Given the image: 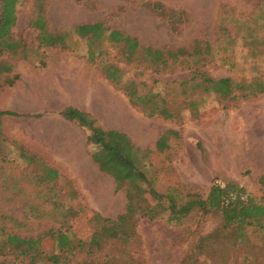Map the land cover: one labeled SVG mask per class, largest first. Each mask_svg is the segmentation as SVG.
Segmentation results:
<instances>
[{
	"label": "rangeland",
	"instance_id": "rangeland-1",
	"mask_svg": "<svg viewBox=\"0 0 264 264\" xmlns=\"http://www.w3.org/2000/svg\"><path fill=\"white\" fill-rule=\"evenodd\" d=\"M38 6L37 0H19L12 28L19 48L15 55H0V63L59 54L86 59L117 90L123 92L133 82L139 96L170 112L173 118L169 120L147 119L144 111L142 121L135 118L127 123L132 143L152 151L141 168L159 194L177 187L206 197L212 181L235 182L259 194L256 179L264 171V93L250 90L264 87V0H45L41 8L48 31L67 36L62 50L39 45L32 27ZM96 22L136 38L141 47L180 48L186 56L182 64L165 70L140 50L127 60L121 44L114 45L106 37L82 38L73 30ZM191 62L214 80L230 79L228 97L184 84L191 78L186 65ZM8 121H4L0 141V233L37 238L51 229H67L75 244L78 239L89 242L93 234L86 226V215H78L79 221L78 216L65 217L68 209L82 202L88 210L110 219L125 212V191H116L104 173L43 179L41 171L48 166L21 157L23 119ZM167 129L175 130L176 136L169 141L170 150L158 155L153 142ZM89 151L94 152V147ZM76 188L87 190L90 206ZM217 223L218 217L203 218L197 213L179 225L169 223L166 214L155 220L141 219L129 241L121 235L101 240L94 260L78 253L73 264H217V258L209 261L195 250L199 238ZM44 249L47 254L57 253L48 242ZM262 252L259 249L256 254ZM228 255L230 260H222L225 264L239 261L236 251Z\"/></svg>",
	"mask_w": 264,
	"mask_h": 264
},
{
	"label": "trees",
	"instance_id": "trees-1",
	"mask_svg": "<svg viewBox=\"0 0 264 264\" xmlns=\"http://www.w3.org/2000/svg\"><path fill=\"white\" fill-rule=\"evenodd\" d=\"M44 1L37 0L39 6L36 9L37 15L32 27L37 31L40 46L62 50L66 47L67 36L65 33L48 31L44 21V11L41 8ZM18 3L19 0H0V55L4 53L15 55L18 51L19 45L12 33V28L17 21ZM73 30L82 38L106 37L114 45L121 44L127 52V60H130L140 50L144 57L152 60V64L162 70L182 64L186 56L180 48L141 47L136 38L105 28L102 22L78 25ZM15 62L0 63V89L3 84L12 85L18 79L17 75L9 78L14 70ZM186 65H188L191 78L184 84L192 83V89L215 93L224 99L228 97L230 79L214 80L201 71L196 63L191 62ZM135 90L133 82L123 88V93L132 106L142 107L140 110L147 112L148 114H145L149 118L154 116H161L165 120L173 118V115L165 108L157 107L155 101L144 99ZM239 90L246 91V88ZM250 91L264 93V87ZM4 116H15V114L0 111V141L3 140L2 118ZM63 116L70 121H75L87 131L88 148L93 146L95 149L90 153L93 162L100 172L113 179L116 191L121 189L125 191V212L115 219H110L88 210L82 202H80L82 205L77 203L75 205L77 207L68 209V215L65 217L71 215L75 218L81 214L86 215V226L91 228L93 234L89 242L78 239L75 244L67 229L65 231L51 229L42 237L37 238L11 235L3 231L0 233V264H73L78 253L83 254L85 260H94L96 247L99 248L101 240H116L119 239L118 235H121L125 236L124 240L129 241L135 235V225L141 219L155 220L166 214L169 223L179 225L193 213L203 218L218 217V223L211 232L197 241L195 250L199 256L209 261L217 258V264H225L222 260L224 257L230 260L228 254L233 250L239 254V261L236 264H262L264 262V253L256 254L257 250H264V174L256 179L259 188L257 195L231 181L223 185L212 181L206 197L197 191L183 192L177 187H171L167 193L159 194L151 185L146 172L141 168V165L147 164L146 159L152 151H143L136 147L122 133L102 130L95 125L93 120L73 108L66 109ZM171 134L176 136V132L169 131L157 141L155 151L158 155L170 150L168 142ZM11 142L16 144L14 141ZM21 150L23 160H39L34 154L26 152L22 145ZM41 172L45 180H55L60 177L49 166ZM182 188L187 189L184 186ZM46 242L53 250L57 249V253L47 254L44 249Z\"/></svg>",
	"mask_w": 264,
	"mask_h": 264
},
{
	"label": "crops",
	"instance_id": "crops-1",
	"mask_svg": "<svg viewBox=\"0 0 264 264\" xmlns=\"http://www.w3.org/2000/svg\"><path fill=\"white\" fill-rule=\"evenodd\" d=\"M14 75L18 79L12 85L2 83L0 89V111L15 114L4 116L3 124L5 119L7 122L11 118L23 119L21 145L24 150L34 154L60 177L100 172L90 155L87 131L63 116L66 109L73 108L102 130L117 131L132 140L127 123L144 118L142 111L134 108L125 94L114 88L109 77L89 67L86 59L59 54L39 57L37 61L20 60L15 62L9 78ZM169 131L175 130L161 132L153 142L155 150L157 141ZM135 143L141 149L146 146ZM262 159L264 165V151ZM263 174L264 171L260 175ZM77 190L87 199L86 189Z\"/></svg>",
	"mask_w": 264,
	"mask_h": 264
}]
</instances>
